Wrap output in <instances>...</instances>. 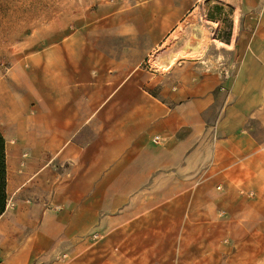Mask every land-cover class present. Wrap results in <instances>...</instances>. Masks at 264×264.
Segmentation results:
<instances>
[{
  "label": "crops",
  "instance_id": "obj_1",
  "mask_svg": "<svg viewBox=\"0 0 264 264\" xmlns=\"http://www.w3.org/2000/svg\"><path fill=\"white\" fill-rule=\"evenodd\" d=\"M243 1L247 14L256 0ZM246 34L237 27L228 47ZM235 81L32 78L18 92L0 85L6 162L26 155L42 185L28 202L21 190L0 217L2 264H31L111 223L185 225L186 210L209 201L201 184L238 179L259 148ZM6 170L8 198L27 177Z\"/></svg>",
  "mask_w": 264,
  "mask_h": 264
},
{
  "label": "rangeland",
  "instance_id": "obj_2",
  "mask_svg": "<svg viewBox=\"0 0 264 264\" xmlns=\"http://www.w3.org/2000/svg\"><path fill=\"white\" fill-rule=\"evenodd\" d=\"M243 5L0 0V85L6 90L18 92L19 82L32 78H169L170 87L174 78H235L249 134L259 144L238 179L225 175L201 184L209 201L187 209L185 225L95 227L31 264H264V1L256 0L247 14ZM239 26L247 34L230 49ZM23 156L6 162L8 173L27 177L7 198L9 207L24 188L26 202L42 189Z\"/></svg>",
  "mask_w": 264,
  "mask_h": 264
},
{
  "label": "trees",
  "instance_id": "obj_3",
  "mask_svg": "<svg viewBox=\"0 0 264 264\" xmlns=\"http://www.w3.org/2000/svg\"><path fill=\"white\" fill-rule=\"evenodd\" d=\"M7 175H6V152H5V140L0 132V217L3 215L6 209L7 201Z\"/></svg>",
  "mask_w": 264,
  "mask_h": 264
},
{
  "label": "built area",
  "instance_id": "obj_4",
  "mask_svg": "<svg viewBox=\"0 0 264 264\" xmlns=\"http://www.w3.org/2000/svg\"><path fill=\"white\" fill-rule=\"evenodd\" d=\"M261 1H264V0H261ZM153 141L154 142H158V141H160V138L159 137H155V138H153ZM23 157H26V155H24ZM7 206V205H6Z\"/></svg>",
  "mask_w": 264,
  "mask_h": 264
}]
</instances>
